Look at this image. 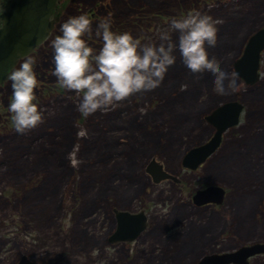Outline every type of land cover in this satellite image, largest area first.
<instances>
[{"label": "rangeland", "instance_id": "obj_1", "mask_svg": "<svg viewBox=\"0 0 264 264\" xmlns=\"http://www.w3.org/2000/svg\"><path fill=\"white\" fill-rule=\"evenodd\" d=\"M71 7L44 44L48 82L34 90L44 122L17 134L7 101H0V264L20 254L45 264H188L203 253L264 241V49L253 85L236 76L235 90L218 95L213 75L193 74L176 51L159 87L84 117L82 94L52 75L51 48L67 17L125 21L120 32L144 43L158 42L173 19L199 11L217 22L209 57L231 74L246 36L264 24V0H71ZM95 43L98 51L102 42ZM233 98L242 103L240 120L204 162L182 168V152L213 132L203 115ZM151 157L180 181L153 182L144 170ZM208 183L224 188L222 201L194 205L192 192ZM112 208H144V230L131 241H107ZM247 264H264V253Z\"/></svg>", "mask_w": 264, "mask_h": 264}, {"label": "clouds", "instance_id": "obj_2", "mask_svg": "<svg viewBox=\"0 0 264 264\" xmlns=\"http://www.w3.org/2000/svg\"><path fill=\"white\" fill-rule=\"evenodd\" d=\"M216 24L210 15L190 12L159 30L158 42L141 43L130 32H114L110 19L100 20L93 29L86 14L71 16L61 25V34L51 40L52 75L60 87L82 94L78 111L88 117L159 87L179 51L193 74L211 73L216 94L226 95L236 88V74L224 71L214 56L209 57L207 47L217 43ZM172 32L177 34L175 40ZM93 34L102 42L98 51L83 38ZM35 62L32 56L25 57L8 76L12 90L8 111L19 134L44 122L42 110L34 103Z\"/></svg>", "mask_w": 264, "mask_h": 264}, {"label": "water", "instance_id": "obj_3", "mask_svg": "<svg viewBox=\"0 0 264 264\" xmlns=\"http://www.w3.org/2000/svg\"><path fill=\"white\" fill-rule=\"evenodd\" d=\"M0 10V83L7 78L17 57L30 52L35 45L44 41L53 19L58 16V0H3ZM64 2V1H63ZM62 2V3H63ZM63 5V4H62ZM59 11V10H58ZM241 52L235 56L230 65L232 72L244 84L253 85L259 78L260 56L264 49V24L255 28L246 36ZM242 103L236 99L224 100L212 107L203 115V119L212 127L213 132L203 140L187 147L180 155L179 162L183 167L194 169L214 153L222 141V134L228 127L240 120ZM144 170L151 176L153 182L164 178L178 180L163 168L162 163L151 157L146 162ZM191 200L194 205L213 202L219 204L224 188L218 184L208 183L195 188ZM114 227L107 235L109 242L131 241L146 226V215L143 210L133 211L113 208ZM256 253H264V241H254L240 244L231 250L207 252L197 260L188 264H247L249 258ZM13 264H45L20 254Z\"/></svg>", "mask_w": 264, "mask_h": 264}, {"label": "flooded vegetation", "instance_id": "obj_4", "mask_svg": "<svg viewBox=\"0 0 264 264\" xmlns=\"http://www.w3.org/2000/svg\"><path fill=\"white\" fill-rule=\"evenodd\" d=\"M3 0H0V10H1V4L3 3L2 2ZM64 1V2H63ZM63 2V3H62ZM63 4V5H62ZM71 7V0H58L57 2V12H58V16L56 19H53L54 23H52V26H51V29H50V33L51 31L54 29V28H58L59 25H60V22H61V15L64 13V12H68L70 10H72L71 8L68 10V8ZM59 10V11H58ZM73 11V10H72ZM90 14H92V12L90 11ZM64 18V17H63ZM69 17L66 18V20L68 19ZM88 18H90L88 16ZM91 20V19H90ZM1 22V20H0ZM59 24V25H58ZM1 25V24H0ZM49 33V34H50ZM48 34V36H49ZM47 36V38H48ZM46 38V39H47ZM45 39V40H46ZM45 40L42 41L40 44L38 45H35L32 50L28 53H26V55L24 56H19L16 58L14 64H13V67L11 68L10 72L13 70V68H16V67H19V64L23 61V59L27 56H32L34 57L35 59V64H34V71L36 72L37 74V79L40 83V85L42 84L43 85V79H44V64H43V57L45 55L44 53V44H45ZM10 72L8 73V75L6 76L7 78H5L2 83H0V101L2 100H5L7 101V105L9 104L10 102V97H11V81L8 79V76L10 74ZM41 86V88H42ZM4 116V114H3ZM180 179L178 178V180H174V182H179ZM207 203H213V202H207ZM205 204V203H204ZM113 209V208H112ZM140 210H143L144 211V208L140 209ZM114 209L112 210V213H113ZM129 211V210H128ZM131 213L133 211H130ZM145 213V212H144ZM146 215V214H145ZM113 218H114V214H113ZM109 234V233H108ZM139 234V233H138Z\"/></svg>", "mask_w": 264, "mask_h": 264}, {"label": "trees", "instance_id": "obj_5", "mask_svg": "<svg viewBox=\"0 0 264 264\" xmlns=\"http://www.w3.org/2000/svg\"><path fill=\"white\" fill-rule=\"evenodd\" d=\"M91 21H92L93 29H95V26H96V24H97L99 21H97V20H91ZM111 25H112V30H113L114 32L120 33V31L124 29L123 27H124V25H126V24H125V21H124L123 24H122L121 22H119L117 25H113L112 23H111ZM83 38L86 40V42H87L89 45L92 44V48H93V47L96 48V47L98 46V43L96 44L95 42H98L99 39L96 38L94 34L92 35L91 38H89L87 35H85ZM49 69H50V68H49ZM48 71H49V70H48ZM46 72H47V71H46ZM46 82H48V81H47L46 79H43V85H44V86H42V88L40 87V90L38 89L39 93H40V91H43V87H45V83H46ZM61 91H63V90H61ZM17 134H19V133H17ZM8 164H10V163H8Z\"/></svg>", "mask_w": 264, "mask_h": 264}]
</instances>
